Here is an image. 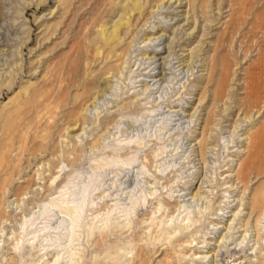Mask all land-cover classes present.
<instances>
[{
	"label": "rangeland",
	"instance_id": "rangeland-1",
	"mask_svg": "<svg viewBox=\"0 0 264 264\" xmlns=\"http://www.w3.org/2000/svg\"><path fill=\"white\" fill-rule=\"evenodd\" d=\"M263 54L264 0H0V208L48 202L77 176L78 189L102 183L114 196L128 173L126 184L138 193L148 186L164 195L195 193L202 184L216 209L223 196L254 191L264 181L260 161L242 180L227 176L237 170L234 160L247 161L237 153L246 121L264 110ZM136 150L138 157L159 154L140 179L139 163L122 176H114L120 167L102 165ZM204 209L205 200L194 203L189 216L201 219L198 247L212 244L186 256L215 253L224 236L218 264H264V222L260 250L252 248L257 213L245 206L234 229L216 231L210 223L228 226L227 213ZM83 236L76 249L88 245ZM180 239L176 245L187 236ZM145 243L144 264L210 261L182 260L163 238L155 252L153 241ZM91 251L80 264H114L103 248Z\"/></svg>",
	"mask_w": 264,
	"mask_h": 264
},
{
	"label": "bare ground",
	"instance_id": "bare-ground-1",
	"mask_svg": "<svg viewBox=\"0 0 264 264\" xmlns=\"http://www.w3.org/2000/svg\"><path fill=\"white\" fill-rule=\"evenodd\" d=\"M160 38L158 37L155 40H159ZM262 58L264 63V54ZM262 74L263 77L261 78H263L264 82V65L262 67ZM144 90L146 91L147 88ZM135 97H137V94ZM175 111L170 112L174 113ZM263 112L264 110L260 111L256 117L249 118L246 121L247 128L242 134L241 146L237 150V153L239 156H246L247 161L243 163L244 159L234 160L235 164L233 168H237V170L232 169L233 172L227 177L238 181L240 175L242 176L250 172L253 169L252 166L257 161L264 164ZM191 116L194 115L192 114ZM121 142L123 146L124 141ZM127 144H131V141L126 142ZM136 152H139V150H136L134 154L127 157L125 161L119 155L116 156L117 158L115 156L114 158L112 157L113 159L107 158V160L103 161L102 165L120 167V172L117 171L114 174V176H119V174L124 173V169L127 171L131 168L130 166L139 163L137 170L134 172L136 173V179H140L147 175L148 172L145 170H148L155 162L151 161V156L153 155V158H158L159 154L158 151H154L151 155L150 153H145L144 156L141 157L140 155L138 157ZM155 163L158 164V159H156ZM160 165L157 166V169L161 168ZM167 168L170 169L169 166H166ZM161 169L158 170L160 171ZM160 172H165V168ZM118 178H115V180ZM124 178L126 180H122L119 184L120 188L116 190L118 193L116 192L115 196L109 193V187L103 190L102 188L104 187H102L101 191L100 186L103 185L102 183L93 189L91 188L93 184L90 186L91 182H87L88 184L82 183L83 185L78 189L77 185L79 183L77 182L76 184L75 179L72 181L69 179L64 186L60 187L56 196H53L48 202L32 206L31 203L25 204L24 200H21L16 201L13 208L8 211L6 208H0V264H80L83 263L82 253L85 252V249L89 250L90 247L94 250L91 251L92 255L100 248H103L106 254H109L108 257L114 261V264H119V261L123 260L124 257H128L126 258L128 264H144V255L148 251V247L144 243L148 240L153 241L152 251L155 252L156 242L160 238H163V241L167 244V249H173L179 258L182 257V260L189 258L191 260L189 263H194L198 260L208 261L210 259L206 264H218L216 257L222 251V244L225 241L224 236L215 243L218 249L213 254H209V251L205 250L200 251L202 254L193 253L190 256H186L185 253L186 251H195V249L200 248L208 249L212 244H208L204 240L201 242L204 245L198 247L197 236L201 230L196 226L201 222V219L199 217L191 219L189 216L195 212L190 211L194 203L202 200H205V211H216L222 217L227 213L224 217L227 218L225 223L228 226L224 225V227H221L215 222L210 223L213 225L212 229L216 231L221 228H225L227 231L234 229V224L237 222L238 216L243 212L245 206L249 207L250 215L257 213L256 232L258 234H256L257 236L255 235L257 237L255 245L257 246L252 248L254 252L257 248L259 249V233L263 228L262 222H264V181L260 182L254 191H250L249 186H244L245 188L241 191L240 197H235L236 195L231 194L223 196L225 198L220 202L222 205L216 209L213 207L209 196H202V192H210L201 191L202 184L199 185V189L195 193L191 192V187H189L186 193H167V195H164L163 192H159L156 186H148L146 188L147 191L143 190L140 193L134 191L136 190L135 185L132 186L135 189L130 190V186L127 185L130 182V174H126ZM105 182L107 181L105 180ZM113 185H116V181L113 182ZM128 188L130 191L126 190ZM96 191L99 192L95 193ZM93 193H95L94 197L90 198L93 196ZM123 195H125V199H123ZM110 196H113V199H108ZM188 196L190 197L188 198ZM30 206L32 207L29 208ZM236 207H239L237 211H235ZM173 208H176L177 215L173 214ZM142 210H146V217L138 221L139 211ZM185 212L187 213L186 216L181 218V214ZM244 225L248 224L245 223ZM243 231H246V233L242 236V243L246 241L247 235H249L247 229H243ZM84 234L87 237L85 242L88 244V247L84 246L81 247L82 249H76L77 244L74 242L82 239ZM181 236H187V239L176 245L175 239H179L180 241ZM123 237V245H120L119 240ZM242 243L240 242L238 246ZM126 244H130V246L127 247ZM75 250L78 252L76 253ZM156 252H159V249ZM76 255L77 257H75ZM127 261L125 260V262Z\"/></svg>",
	"mask_w": 264,
	"mask_h": 264
}]
</instances>
